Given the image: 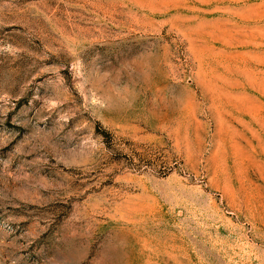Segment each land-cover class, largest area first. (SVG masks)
Returning a JSON list of instances; mask_svg holds the SVG:
<instances>
[{"label":"rangeland","instance_id":"obj_1","mask_svg":"<svg viewBox=\"0 0 264 264\" xmlns=\"http://www.w3.org/2000/svg\"><path fill=\"white\" fill-rule=\"evenodd\" d=\"M0 264H264V0H0Z\"/></svg>","mask_w":264,"mask_h":264}]
</instances>
